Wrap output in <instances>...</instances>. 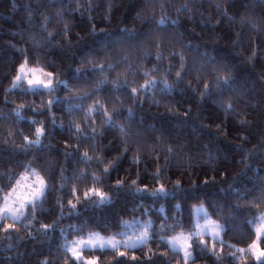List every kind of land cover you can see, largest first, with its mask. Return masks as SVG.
<instances>
[{
    "label": "clouds",
    "instance_id": "9594fccd",
    "mask_svg": "<svg viewBox=\"0 0 264 264\" xmlns=\"http://www.w3.org/2000/svg\"><path fill=\"white\" fill-rule=\"evenodd\" d=\"M17 10L0 32V158L11 161L0 164V201L24 175L44 187L15 205L18 218L0 215V264H66L52 254L61 221L78 222L67 235L100 230L91 216L121 201L103 232L150 217L159 247L158 226L192 229L203 205L226 238L221 264H244L230 245L247 248L264 215V0H24ZM25 62L52 74V91L23 77L12 87ZM92 188L108 203L85 198ZM197 254H209L198 240L191 264Z\"/></svg>",
    "mask_w": 264,
    "mask_h": 264
},
{
    "label": "snow or ice",
    "instance_id": "6c2138e0",
    "mask_svg": "<svg viewBox=\"0 0 264 264\" xmlns=\"http://www.w3.org/2000/svg\"><path fill=\"white\" fill-rule=\"evenodd\" d=\"M160 23L165 24L166 20H161ZM51 75V73L44 72L42 69L29 67L27 62H25L20 65L12 87H17L19 81L23 77L29 85L43 86L45 89L52 91V80L50 79ZM17 115L21 116L22 114L18 112ZM241 124L244 125L245 121H241ZM43 132V128L37 127L35 130L37 139L33 140L32 143H40L39 138ZM239 146L242 147L243 145ZM33 175L35 179L31 183H27V175L22 176L21 179L17 181L12 191L3 198V203L0 205V215L8 212L18 218L17 214L19 212V208L15 207V205L19 204L20 207H23L24 203L30 200L34 195H39L40 191L44 187V180L38 174L34 173ZM134 183L135 181H133V184ZM33 184L38 185V187H33ZM143 190L144 189L141 188L136 189V191ZM158 191H164L162 185ZM74 195H76L77 199H79L78 193L74 192ZM84 196L85 198L95 196L96 200L94 203L98 206L108 203L107 194L96 188H92L84 192ZM75 206V204L72 205L73 208H75ZM194 212L197 218L194 230L189 231L187 234L183 231L175 232L176 225H172L170 227L175 234L170 237L160 235L159 239L163 241V245L166 249H169L173 254L182 259L183 264H191V262L195 259L193 250L195 248L196 240L199 241V244L203 246L205 251L214 255L218 261L221 260L224 252V243L221 240V225L209 218L208 211L203 205L195 207ZM200 218L204 219V224L199 223ZM252 222L255 224V238L247 245V248H237L235 245H230V247L235 248V251H232L229 254L234 259H241L244 261V264H247L248 257H252L257 264H261V262H264V215L254 218ZM122 223L125 227L130 226L127 221H122ZM12 227L13 225H5L6 229ZM70 227L75 229L79 226L71 225ZM140 227L142 228V231H140L138 235L135 233L133 235H129L127 232L120 231L117 234L105 238L104 236H101L99 232H90L88 233L87 239L83 237L71 241L65 239L64 243L60 246V249L63 250V257L66 264H101L102 258L106 255H114V259L110 262V264H117V261L121 258L128 257V252L121 251V247L125 249H138L139 251L144 252V248H146L155 238L151 220L144 221ZM150 230H152L151 235ZM160 230L161 232L164 231V225H161ZM61 232H63V229H61ZM205 233L211 237V241L204 238ZM41 235L47 238V226H45V230L41 232ZM117 236L123 237V239H117ZM133 236H135V239H133ZM218 241L221 243L219 249H217ZM84 249L89 250L88 256H85ZM109 249L111 252L108 251ZM96 251H99L100 255L94 254ZM156 254V252L148 249V252L144 257H138L137 255L132 254L130 259L133 262L141 259L151 261ZM237 254H239V256ZM160 255H166V252H162ZM40 264H51V260H41Z\"/></svg>",
    "mask_w": 264,
    "mask_h": 264
},
{
    "label": "trees",
    "instance_id": "16d2710c",
    "mask_svg": "<svg viewBox=\"0 0 264 264\" xmlns=\"http://www.w3.org/2000/svg\"><path fill=\"white\" fill-rule=\"evenodd\" d=\"M24 3V0H0V32H2L3 25L4 24H14L15 20L17 17L20 16V11L17 10V6H21V11H22V5ZM35 99V98H34ZM0 102H2V98H0ZM39 103V100L37 99L36 101ZM59 123V122H57ZM55 143V141H53ZM11 161L8 159V154L5 152L3 154V157L0 158V164H6L10 163ZM2 201H0V205H2ZM124 202L121 201V203L116 206L115 208L108 209L100 214L91 216L90 222L94 224L95 226L99 227V229L96 228H89L86 229L83 233L79 235H67L66 232H57V237H60L62 241L71 240L74 238H79V237H85L88 236V233L90 232H99L100 234L104 236H112L116 234L115 232H108L105 233L103 231L106 230L105 225H108L109 227L112 226V221H115L117 219V214L120 212L121 208L123 207ZM212 217V216H211ZM213 218V217H212ZM193 219H194V209H193ZM214 219V218H213ZM151 220L150 217H142L140 215L136 216H128L124 217L122 221H127L129 224L133 222H140L143 223L144 221ZM215 220V219H214ZM216 221V220H215ZM47 222V221H46ZM71 225H76L78 226V222L74 220H68V219H63L61 221V227L62 229H71L72 232H76L77 228H72L70 227ZM161 225H164V231L161 232ZM160 226L157 227V231L160 233V235H166V236H171L175 234V232H180L183 231L185 233H188L189 231L194 230L195 222L193 224L192 229H185V228H175V232L172 230L170 226L175 225L174 221H170L168 224H161ZM128 227H125V225L121 222V226L119 231H124L126 232L128 230ZM150 233L152 234V230H150ZM205 239L211 241L210 237H204ZM157 237H155L146 248H144V252L139 251L138 249H128L124 250L128 252V257L126 258H121L120 260L117 261V264H164L166 261L167 257L165 255H160L162 252H167L168 256H171L173 260H175V254H173L169 249H166L163 244H161L159 247H157V244L154 242ZM226 239L223 235V240ZM234 243V242H233ZM227 245H224V248H226ZM237 248L242 247L241 245H236ZM220 247H217L219 249ZM148 249H151L152 251L156 252L157 254L153 257L151 261H148L147 259H141L138 261H131L130 257L132 254L137 255L138 257H144L145 254L148 252ZM47 249L45 250V252ZM111 252V250H108ZM231 251H235V248H232ZM44 254V253H41ZM52 254L53 258L55 257L56 254H59L61 259H63V250L62 249H56L55 247L52 248ZM86 256L89 255V251H87ZM94 254L100 255L99 251H96ZM182 255V254H181ZM239 256V254H237ZM114 259V255H106L102 258L101 264H110V262ZM197 259L201 262V264H221V261L216 260V257L214 255L209 254L205 257H200L197 254ZM224 264H231V257H226L224 260Z\"/></svg>",
    "mask_w": 264,
    "mask_h": 264
},
{
    "label": "rangeland",
    "instance_id": "374dc122",
    "mask_svg": "<svg viewBox=\"0 0 264 264\" xmlns=\"http://www.w3.org/2000/svg\"><path fill=\"white\" fill-rule=\"evenodd\" d=\"M38 69H40V68H38ZM45 72V71H44ZM32 181L31 180H28L27 181V183H31ZM207 211H208V209L207 208H205ZM209 218L210 219H212V220H214L210 215H209ZM215 221V220H214ZM194 222H195V224H196V222H197V218H196V215H195V212H194ZM204 219L203 218H200L199 219V223L200 224H204ZM142 223H138V222H133V223H131L130 224V226H129V228H128V230L126 231L129 235H133L134 233L136 234V235H138L139 234V232L140 231H142V228L140 227V225H141ZM187 234V233H186ZM101 236H104V235H102V234H100ZM150 235H151V233H150ZM105 238H107V237H109V236H104ZM204 237H210L207 233H205V236ZM79 238H81V237H79ZM79 238H74V239H71V240H76V239H79ZM83 238H85V239H87V236H85V237H83ZM211 238V237H210ZM117 239H123V237H120V236H117ZM133 239H135V236H133ZM71 240H68V241H71ZM221 240H223V232L221 231ZM142 247V246H141ZM110 250V249H109ZM120 250L121 251H124V250H128V249H125V248H123V247H121L120 248ZM87 251H89L88 249H84V252L86 253ZM85 256H86V254H85Z\"/></svg>",
    "mask_w": 264,
    "mask_h": 264
}]
</instances>
